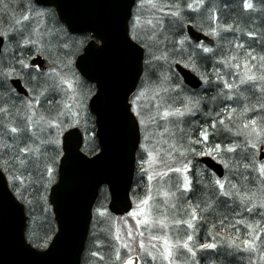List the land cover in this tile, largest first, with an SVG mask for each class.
<instances>
[{"label":"snow or ice","instance_id":"obj_1","mask_svg":"<svg viewBox=\"0 0 264 264\" xmlns=\"http://www.w3.org/2000/svg\"><path fill=\"white\" fill-rule=\"evenodd\" d=\"M257 12L264 15V0H127L109 71L119 84L115 118L138 149V183L122 216L102 202L84 209L92 226L88 264H264V22L257 24ZM70 28L38 0H0V174L12 205L30 214L33 194L46 204L40 193L58 175L69 204L80 199L62 175V135L88 119L96 91L76 70L82 42ZM190 29L215 44L193 43ZM175 66L198 77L202 92L189 91ZM103 95L101 88L96 100ZM196 157L224 171L207 161L200 167ZM29 243L47 247L31 235Z\"/></svg>","mask_w":264,"mask_h":264},{"label":"water","instance_id":"obj_2","mask_svg":"<svg viewBox=\"0 0 264 264\" xmlns=\"http://www.w3.org/2000/svg\"><path fill=\"white\" fill-rule=\"evenodd\" d=\"M41 7H49L71 24L69 34H89L88 42L75 59L76 70L94 84L96 95L103 88L104 95L88 102L94 118L98 152L93 156L83 153L84 136L80 129L72 128L62 135L64 156L61 159L62 175L80 191V199L70 205L57 183L50 187L48 202L51 206L56 232L48 247L39 251L25 238L27 217L23 205H12V192L7 178L0 174V264H81L91 222L85 219V208H94L103 187L108 192L107 208L114 216L124 215L131 202L130 190L136 168V151L125 137L113 110L119 84L109 71L112 56L119 51V23L127 0H38ZM67 26V25H65ZM192 41L198 39L214 45L211 38L195 29L188 30ZM102 38V39H100ZM107 44L105 52L98 50ZM185 76L187 87L196 90L201 86L198 77L188 70L175 66ZM86 74V75H85ZM205 161L218 173L224 170L208 157ZM11 197V198H10Z\"/></svg>","mask_w":264,"mask_h":264},{"label":"trees","instance_id":"obj_3","mask_svg":"<svg viewBox=\"0 0 264 264\" xmlns=\"http://www.w3.org/2000/svg\"><path fill=\"white\" fill-rule=\"evenodd\" d=\"M51 9V8H50ZM75 39H77L78 41L82 42L81 43V47L84 46L87 42V37L85 36H71ZM80 47V49H81ZM80 51V50H79ZM190 91V90H189ZM84 122H82V124H80L78 126V128L81 130V131H84L85 129H83V125H85L84 127L87 129L90 128V131L92 133V136L90 138L89 141L85 142V146H84V152L86 154H93L95 153L97 150H98V146H97V143H96V139L94 138V135H93V132H94V121H93V117L88 113V119L85 121L83 120ZM86 131V130H85ZM89 131V130H87ZM84 132V134L87 135V133L89 132ZM89 139V137H88ZM198 158L200 157H196L195 161H194V164H198L200 167H203L199 162H198ZM136 183H137V166H136V173H135V177H134V182H133V186H132V189L136 188ZM11 189V187H10ZM132 189H131V198H132ZM138 190L141 191V194L144 193V189L141 187L139 188ZM49 191V190H48ZM103 191H106V189L104 188L101 192H100V196L99 198L101 199L102 197V193ZM34 197H35V193L33 194ZM47 193H45V196L47 198ZM106 195H107V192H106ZM35 199H37L35 197ZM107 199H108V195H107ZM39 201V204H40V207L36 210H33L31 212V214L29 213V210L27 208H25V211H26V216H27V223H28V227H27V233H26V239L27 241L29 242V236L31 235V238L33 241L37 242V243H40V244H43L45 241H47V246L48 244L50 243V240L52 239L54 233H55V223H54V220H53V215H52V211H51V208L48 204V201L46 200V204H45V201H42L40 199H37ZM99 201V199H98ZM98 203V202H97ZM97 205V204H96ZM47 207L48 211L45 212L43 209L44 207ZM37 222H41L42 223V226L43 228L41 229V231H38V232H35L33 235L31 234V229L32 227L36 226V227H39V225H36ZM92 228V226H91ZM91 237V229H90V233H89V237H88V242H87V247H86V251H85V255L88 251V248L89 246L91 245V242H92V238L90 239ZM99 237L101 239H106V235L104 232H101L99 234ZM32 246L33 244L30 243ZM34 248L38 249V250H41V249H44L45 247H35L33 246Z\"/></svg>","mask_w":264,"mask_h":264},{"label":"rangeland","instance_id":"obj_4","mask_svg":"<svg viewBox=\"0 0 264 264\" xmlns=\"http://www.w3.org/2000/svg\"><path fill=\"white\" fill-rule=\"evenodd\" d=\"M252 2H253V4L254 5H256V6H260L261 5V0H252ZM254 16H256V17H258V18H260V19H257V24H260L261 22H264V15H262L261 13H259V12H257V13H254L253 14ZM72 39H74V40H76V41H78L77 39H75V38H73V37H71ZM81 47V46H80ZM80 47H79V50H80ZM79 54V51H78V53L76 54V56ZM76 56H75V58H76ZM197 92H202V87H201V89L199 90V91H197ZM82 122H84L83 120L80 122V124H82ZM85 125H83L82 127H83V129H85L86 131L87 130H89V131H87V132H89V133H87V135L86 134H84V136H85V142H87V141H89L90 140V138H91V136H92V133H91V131H90V128H88L87 129V127L85 128L84 127ZM69 129V128H68ZM67 130V129H66ZM65 130V131H66ZM82 131L83 133L84 132H86V131ZM88 137H89V139H88ZM6 176V175H5ZM7 178V177H6ZM8 181V180H7ZM137 183H138V176H137ZM137 183H136V185H137ZM8 184H9V182H8ZM10 186V185H9ZM103 190V189H102ZM101 190V191H102ZM137 191L140 193V195H143V194H141V191L140 190H138L137 189ZM47 194H48V191L46 192ZM41 195H44L45 196V193L43 192V191H41V193H40ZM35 197L37 198V199H39V197L35 194ZM48 197V196H47ZM37 199H35L34 198V203H33V207H34V210H36V209H38L39 207H40V204H39V201L37 200ZM104 203V204H107L108 203V200H107V195H106V191H103V193H102V197H101V199L99 198V201H98V203L97 204H99V203ZM24 206V205H23ZM107 206V205H106ZM25 207V206H24ZM25 214H26V211H25ZM28 221V220H27ZM36 225H39V227H36V226H34V227H32V229H31V234L33 235L35 232H38V231H41V229L43 228V226H42V223L41 222H37L36 223ZM103 226V225H102ZM27 227H28V223H27V226H26V230H25V234L27 233ZM101 232H99L98 231V235L100 234ZM92 238V236L90 237V239ZM46 248V247H45ZM44 248V249H45ZM89 248H90V246H89ZM89 248H88V251H87V253H86V255H85V262L83 263V264H88V259H89V256H88V252H89ZM41 250H43V249H41Z\"/></svg>","mask_w":264,"mask_h":264}]
</instances>
